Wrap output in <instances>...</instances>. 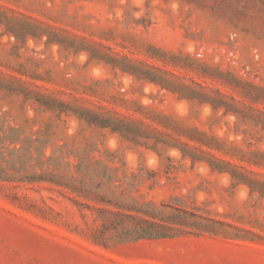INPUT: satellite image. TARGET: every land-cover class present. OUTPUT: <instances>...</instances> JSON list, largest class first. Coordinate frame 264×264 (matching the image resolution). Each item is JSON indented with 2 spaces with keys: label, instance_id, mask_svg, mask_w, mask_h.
I'll use <instances>...</instances> for the list:
<instances>
[{
  "label": "rangeland",
  "instance_id": "1",
  "mask_svg": "<svg viewBox=\"0 0 264 264\" xmlns=\"http://www.w3.org/2000/svg\"><path fill=\"white\" fill-rule=\"evenodd\" d=\"M0 264H264V0H0Z\"/></svg>",
  "mask_w": 264,
  "mask_h": 264
},
{
  "label": "trees",
  "instance_id": "2",
  "mask_svg": "<svg viewBox=\"0 0 264 264\" xmlns=\"http://www.w3.org/2000/svg\"><path fill=\"white\" fill-rule=\"evenodd\" d=\"M164 224H157L155 222L143 221L142 224L146 227H136L134 231L123 233L120 236V240H136L142 238H166L170 237L175 231V228L172 227L169 220H163Z\"/></svg>",
  "mask_w": 264,
  "mask_h": 264
}]
</instances>
